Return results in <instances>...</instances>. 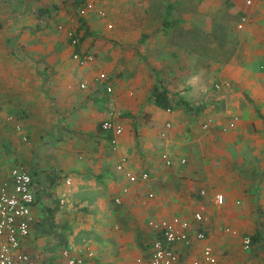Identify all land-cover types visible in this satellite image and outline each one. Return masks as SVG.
Wrapping results in <instances>:
<instances>
[{"label": "crops", "instance_id": "obj_1", "mask_svg": "<svg viewBox=\"0 0 264 264\" xmlns=\"http://www.w3.org/2000/svg\"><path fill=\"white\" fill-rule=\"evenodd\" d=\"M68 1L0 0V182L9 179L13 166L34 177L32 223L22 249L39 264H64L65 246L90 249L97 264H146L152 239L148 221L179 216L189 221L191 234L204 229L206 238L194 239L190 246L177 244L178 264H191L204 245L219 264H264V126L205 129L204 118L194 116L204 109L193 113L177 104L165 110L150 99L155 85L166 88L174 102L186 92L183 88L196 87V47L190 34L194 17L178 11L181 0L97 2L96 8L125 11L107 19L96 11L72 15ZM231 1L248 18L246 30L253 29L249 39L262 41L264 0L250 5ZM127 2L132 12L124 8ZM165 19L170 27L181 24L172 36L177 41L165 43L170 33V27H163ZM69 29L80 31L76 49L93 54V61L73 58ZM182 36L189 41H181ZM130 44L144 55L132 56L131 63L128 49H121ZM123 56L126 64L120 61ZM117 63L125 67L124 81L118 78L122 66ZM101 71L108 75L111 91L97 78ZM114 111L120 116L110 114ZM105 119L123 126L115 148L99 132ZM2 144L11 152L8 157ZM162 153L172 158L170 166L162 162ZM122 159L125 171L148 172L149 178L129 182L117 170ZM122 187L128 192L121 193ZM216 194L223 196L221 205ZM119 195L118 205L114 198ZM199 211L202 222L194 219ZM226 227L236 233L224 232ZM254 234L260 241L244 249L242 237ZM54 246L60 247L58 257Z\"/></svg>", "mask_w": 264, "mask_h": 264}, {"label": "rangeland", "instance_id": "obj_2", "mask_svg": "<svg viewBox=\"0 0 264 264\" xmlns=\"http://www.w3.org/2000/svg\"><path fill=\"white\" fill-rule=\"evenodd\" d=\"M68 2L71 14L75 15V6L72 5L71 0ZM232 5L231 0H221L218 4L217 0H209L208 4L205 0L179 1L178 11L184 10L188 16L194 17L190 34L191 44L196 47L194 52L196 54L192 55L195 73L193 85L196 87L183 88L186 92L181 97L187 96L189 98L187 102L192 106L205 105L204 111L194 115L197 117L201 115L204 118L203 121L211 120L221 124L231 116H237L239 121L236 127L244 129L262 127L264 126V34H260L262 41L255 40L253 36L249 39L253 29L246 30L248 27L246 25L238 28V21L242 14ZM123 6L132 12L130 2H127V6ZM110 9L104 10L106 19L125 15L123 8ZM124 24L125 21L122 20L120 25L125 27ZM179 26L181 27V24L177 23L170 27L169 37L166 38L165 43H172L179 39L177 37L178 39L174 40L172 37L180 30ZM110 29V27L107 28V30ZM187 37H183L181 41L188 42ZM109 41V38L106 39L104 44H108ZM121 49L124 51L128 49L130 63L132 56L143 55L139 48L137 53L135 51L137 48H133L131 44L128 47L121 46ZM102 59L106 64H110L109 56H104ZM120 61L126 64L125 56L121 57ZM117 65L122 66L120 63ZM119 72L118 78L123 81L128 78L124 65ZM157 81L161 82L159 78ZM188 92H192L191 95ZM179 108L183 107L180 106L177 109ZM216 127L218 131H221L218 125ZM52 249L55 257H58L59 254L56 252L60 250V247L54 246Z\"/></svg>", "mask_w": 264, "mask_h": 264}, {"label": "built area", "instance_id": "obj_3", "mask_svg": "<svg viewBox=\"0 0 264 264\" xmlns=\"http://www.w3.org/2000/svg\"><path fill=\"white\" fill-rule=\"evenodd\" d=\"M97 2L102 3L104 0H86L79 7L76 14L82 17L87 12L96 11L100 17H104L105 11L102 8H96ZM251 3V0H246V4L250 5ZM247 19L246 15H241L238 21L239 29L247 23ZM108 27L111 26L108 25ZM67 34L71 46L75 48L73 58L81 63L93 61V54L82 53L76 49L80 43L75 30L69 29ZM97 78L106 82L107 91L112 90L106 72H99ZM1 114L2 106L0 104V117ZM110 114L120 116L119 111L110 112ZM6 119L11 122L14 121L12 115L6 116ZM237 120V116H234L226 124H214L211 120H207L203 123V128L218 125L220 130L225 132L233 128ZM100 127L103 131L109 133V144L112 148H115L117 138L123 132L122 124L113 119H105L101 122ZM14 129L20 131V124L14 123ZM160 158L166 166L172 164V158L168 154L162 153ZM123 161L124 159L117 165V170L124 172L129 182L146 181L149 178L148 172L133 173L125 171ZM181 162L184 163L185 160L182 158ZM127 192V187L121 188V193L125 194ZM152 196V193L148 194L149 198ZM215 200L218 205H221L222 194H216ZM34 201L35 195L32 189L31 175L20 166L11 167L9 179L0 182V264H39L35 256L22 249L23 240L30 232L32 223L31 205ZM59 201L62 202L63 200L60 199ZM114 203L118 205L122 203L120 195L114 198ZM260 216L264 220V207L260 210ZM194 219L202 222L204 219L202 212H196ZM147 225L152 232V239L146 254V264H178L179 256L175 248L177 244L190 246L194 239L203 240L206 238L204 229L191 234L189 221L179 216H173L169 219H150ZM223 231L231 234L236 233L235 230L229 227L224 228ZM242 246L246 250L251 248L249 235L242 237ZM61 255L64 264H97L93 252L88 248L72 250L71 247L65 246L61 250ZM137 262L140 263L141 259H137ZM191 264H219V262L212 248L209 245H204L199 257L193 259Z\"/></svg>", "mask_w": 264, "mask_h": 264}, {"label": "trees", "instance_id": "obj_4", "mask_svg": "<svg viewBox=\"0 0 264 264\" xmlns=\"http://www.w3.org/2000/svg\"><path fill=\"white\" fill-rule=\"evenodd\" d=\"M83 2H84V0H74L73 3H74V6H75V9H76V12H77V10L79 9V7L81 6V4ZM168 7H169V9L172 7L171 3L168 4ZM83 23L84 22H82V24ZM171 24L172 23L171 22L168 23L166 19L163 21V27L164 28L170 27ZM86 30H87V28H86ZM86 30L83 33L85 35L88 33ZM75 32L78 35L79 42H80L83 36L80 34L79 30L76 29ZM150 99L153 101V103L156 106H158V107H160L162 109H165V110H167V109L171 110L177 104L178 105H182L187 111H190V112H193V113H199L200 111H202L205 108L204 104L198 105V106H192L187 101L183 100L182 98H179L176 102H174L173 99L169 95V91L166 88L162 87L161 85L153 86V88L151 90ZM99 132H100V134L102 135L103 138H105L107 140L109 139V137H110L109 133L103 131L101 127H99ZM1 146H2L1 148H3L5 156L7 155V157H8L9 155H11V152L9 151V149H8V147L6 145L2 144ZM31 178H32V183H33L34 177L32 175H31ZM46 232L47 231H45V233ZM249 237L251 239V247L254 244H256V243H258L260 241L259 240V234L249 235Z\"/></svg>", "mask_w": 264, "mask_h": 264}]
</instances>
